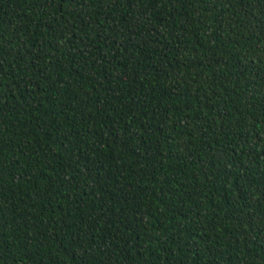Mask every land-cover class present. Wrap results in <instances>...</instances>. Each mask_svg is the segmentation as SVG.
I'll list each match as a JSON object with an SVG mask.
<instances>
[{"label": "trees", "instance_id": "1", "mask_svg": "<svg viewBox=\"0 0 264 264\" xmlns=\"http://www.w3.org/2000/svg\"><path fill=\"white\" fill-rule=\"evenodd\" d=\"M0 264H264V0H0Z\"/></svg>", "mask_w": 264, "mask_h": 264}]
</instances>
